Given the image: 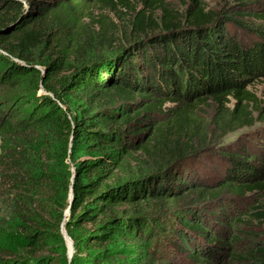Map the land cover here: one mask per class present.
Instances as JSON below:
<instances>
[{"label": "trees", "instance_id": "obj_1", "mask_svg": "<svg viewBox=\"0 0 264 264\" xmlns=\"http://www.w3.org/2000/svg\"><path fill=\"white\" fill-rule=\"evenodd\" d=\"M261 77L264 0H0V264H264V241L243 244L240 227L166 219L189 199L264 191L247 148L219 151L217 189L184 173L212 121L264 119L249 89ZM252 218L264 228V203Z\"/></svg>", "mask_w": 264, "mask_h": 264}, {"label": "rangeland", "instance_id": "obj_2", "mask_svg": "<svg viewBox=\"0 0 264 264\" xmlns=\"http://www.w3.org/2000/svg\"><path fill=\"white\" fill-rule=\"evenodd\" d=\"M166 1L171 3L176 9L183 11L189 6L191 0ZM231 1L232 0H203V3L207 9L218 11L226 4H230ZM253 19L254 18H243L250 28L256 29L258 28L260 21H255V19ZM240 31L243 34H249L246 35L248 38H253L255 34L251 29H248L249 33L246 30H244L246 31L244 32L242 28H240ZM22 89L23 88L19 87L18 90H7V93H20ZM249 89L255 94L257 102L264 105V77L254 81L253 84L249 86ZM231 102L230 105L232 106L234 102ZM205 112L207 119L212 121L216 109L208 107L205 109ZM207 132V146L210 148H207L205 152L200 153L201 155L190 159L185 165L184 173L186 174L188 171L191 177V182H189V184H196L195 187L199 186L206 190H208V188L217 189L218 182L225 178L224 173L226 172L225 162H223L222 158H219L217 154L220 150H225L226 148H229L228 150H230L231 147H233V149L230 150L231 152L240 150L239 148H247V155H244V157L250 160L255 166L264 164V119L253 127H245L242 130L237 131H233V129L230 128H227L224 131L219 130L212 121ZM1 146L0 136V149ZM255 152H257V155L258 153L260 155L254 157ZM195 203L194 200L189 199L188 203L181 208L174 209V213H172L171 216H167L166 219H168V221L172 220L174 226L177 227L178 224L176 218L178 215L188 218L194 215L199 216L198 211H201L202 220H205L208 231L215 232L217 229L219 231L225 230L226 232H231L232 230L239 231L240 227L242 230H240V232L253 231L251 232L252 236H245L246 233H243L241 236L243 244L253 243L252 245H254L257 240L264 241L263 226L252 218V211L264 203V191L246 192L244 196L226 191L217 199H208L206 203ZM198 206L200 210H198ZM208 224L211 225L208 227ZM5 238L14 242L19 239L18 233L14 229H10L5 235ZM65 240L68 259L71 261L75 252L74 244L69 242L67 238Z\"/></svg>", "mask_w": 264, "mask_h": 264}, {"label": "water", "instance_id": "obj_3", "mask_svg": "<svg viewBox=\"0 0 264 264\" xmlns=\"http://www.w3.org/2000/svg\"><path fill=\"white\" fill-rule=\"evenodd\" d=\"M70 199H71V201H73L72 196L70 197ZM68 213H69V208L67 209L65 214H68ZM62 232H63V235L68 239V241L73 244V241H72L71 237L68 236L67 232L64 229V226L62 227Z\"/></svg>", "mask_w": 264, "mask_h": 264}]
</instances>
